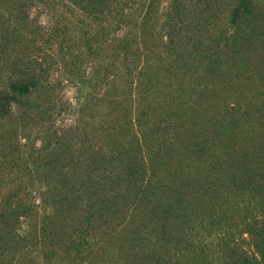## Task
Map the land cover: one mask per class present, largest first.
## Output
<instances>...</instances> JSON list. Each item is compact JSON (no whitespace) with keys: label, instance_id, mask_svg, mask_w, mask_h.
<instances>
[{"label":"trees","instance_id":"obj_1","mask_svg":"<svg viewBox=\"0 0 264 264\" xmlns=\"http://www.w3.org/2000/svg\"><path fill=\"white\" fill-rule=\"evenodd\" d=\"M224 2L0 0V264H264V0Z\"/></svg>","mask_w":264,"mask_h":264},{"label":"rangeland","instance_id":"obj_2","mask_svg":"<svg viewBox=\"0 0 264 264\" xmlns=\"http://www.w3.org/2000/svg\"><path fill=\"white\" fill-rule=\"evenodd\" d=\"M60 1L63 2L67 0H60ZM169 1L170 0H162V3L164 6H166V4ZM224 1L225 0L223 1L219 0V3L225 5L226 2ZM135 5L137 6L136 3ZM139 5L142 7V10L139 9L138 12L142 14L144 10L146 9V7L148 6V4L142 3ZM70 7L74 9V7L71 4H70ZM160 9H161V4L158 6V11H160ZM138 12H136V14ZM68 14L69 15L67 16V18H65L66 20H62V23L66 25L68 29H72L73 27L71 25L75 22H78L79 18L75 17V15H72L70 13ZM78 14L83 16V13L79 12ZM3 15H5V13ZM30 16H32L33 18L35 17L37 18L38 25L47 26L48 24H51V22L49 21V15L47 13L46 7H40L36 9L35 6H33L30 9ZM133 16L134 15L132 14L131 19ZM132 26H133V23L129 25V27H132ZM132 29L135 32L136 30H138L137 27L135 29L134 28ZM71 31H69L67 40H65L67 42L70 38ZM29 46L30 48H33V46L30 43H29ZM45 47H47V45L42 47V49H45ZM58 47H59L58 43H55L54 45H52V49L55 51L58 49ZM65 47L69 48V42L65 45ZM72 48L78 49L76 45L72 46ZM71 62L72 61H63L62 63L60 62V64L54 67L49 77V82L51 83L50 86H51V89L53 90V93H52L53 95L49 97L48 100H45L40 95L42 100H36L35 104L37 106H42V107L48 106V109H50L49 114L51 115L50 122L53 123L56 129H60L61 126L65 125L69 129H71L73 126H78L80 127L81 130H83V85L81 84V81H83V74H82L83 65L79 69L81 63L78 62V64H73ZM68 63H71L72 65L70 64L68 65ZM80 70L82 72H80ZM46 102H49V104H47ZM13 115H14L15 121H17L18 123H20V118H23L24 116L23 112L20 110H16ZM75 140H78V139H75ZM74 141L71 142V145H73ZM75 147L77 146H72V148H75ZM37 189L38 187H35L30 192L34 194L35 201L38 204L39 199H38V194L36 192Z\"/></svg>","mask_w":264,"mask_h":264}]
</instances>
